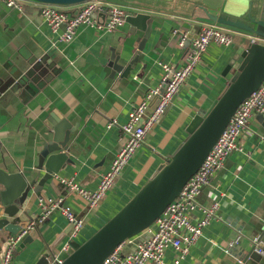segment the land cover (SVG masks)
Listing matches in <instances>:
<instances>
[{"label":"crops","instance_id":"0c3cea01","mask_svg":"<svg viewBox=\"0 0 264 264\" xmlns=\"http://www.w3.org/2000/svg\"><path fill=\"white\" fill-rule=\"evenodd\" d=\"M100 1L124 7L128 15H148L146 31L127 22L109 34L95 27H81L72 42L62 43L37 7L24 4L19 12L0 1V168L9 174L32 173L50 138L44 121L51 113H59L68 121L72 126L66 144L68 162L44 185L40 195L31 199L26 212L30 220L36 219L39 199L62 197L83 222L73 246L86 241L111 219L187 137L185 129L191 118L206 110L227 85L221 72L237 58L234 46L245 49L247 36L252 33L238 31L240 35H235L229 47L208 46L200 64L97 206L89 207L59 179L72 178L86 190L96 188L123 143L118 126L127 122L129 112L148 90L158 85L163 64L180 67L185 62L189 44L181 46L180 36H192L202 25L213 24L208 14L254 29L257 27L251 19L264 20V0ZM78 10V6L63 9L70 16ZM94 19L100 21L97 15ZM113 52L120 56L123 67L133 63L128 77L110 67ZM112 120L118 126L107 128ZM250 128L252 135L238 138L240 150L226 158L222 169L197 197L192 223L202 219L203 210L215 203L217 210L180 264H264V255L252 251L255 237L264 242V119L255 115ZM36 230L42 238H29V246L16 251L12 264H33L61 238L53 248L58 251L70 234L69 225L58 212L38 224ZM146 237L142 232L126 241L123 254L133 251ZM229 243H234L233 247ZM177 256L168 249L163 261L171 264Z\"/></svg>","mask_w":264,"mask_h":264},{"label":"built area","instance_id":"2783aa9c","mask_svg":"<svg viewBox=\"0 0 264 264\" xmlns=\"http://www.w3.org/2000/svg\"><path fill=\"white\" fill-rule=\"evenodd\" d=\"M7 8L22 12L24 4H30L40 10V14L50 31L58 34V41L70 43L81 27L96 28L102 33H112L125 23L127 10L118 5L107 4L100 0H89L77 5L78 12L70 16L63 11L69 6L41 3L34 0H0ZM105 13L106 21L100 25L94 16ZM61 31V33L59 32ZM173 33H176L174 31ZM233 35H240L236 30L217 24L202 25L200 30L189 39V49L185 62L176 67L163 64L162 73L157 86L148 90L144 98L129 112L128 120L121 126L115 120L106 124L107 128L118 126L123 143L107 169L100 175L98 184L93 190L80 187L72 178H60L59 182L70 192L79 195L89 207L97 206L114 186L119 174L140 149L144 138L165 114L173 98L185 84L187 79L200 64L203 54L210 44L229 47L233 44ZM249 44H262L264 39L248 35ZM188 41L187 35L180 36V45ZM255 115L264 119V79L259 87L247 98L242 100L230 117L215 144L211 147L197 171L187 180L181 192L167 205L153 224L145 229L146 239L138 243L135 249L123 254V245H118L100 264H166L163 256L166 250L172 249L178 255L171 264H180L182 258L201 236L210 220L213 219L217 204L208 210H203V218L192 223L190 216L196 209V200L202 189L210 184L211 178L222 169L224 161L233 152L240 150L237 142L242 135L251 136L250 123ZM169 158H167L168 160ZM166 160V161H167ZM165 161V162H166ZM40 214L22 226L16 234L6 235L1 244V264H12L13 255L18 246L36 229L37 225L47 219L52 213H60L70 226L67 241L58 251L48 249L47 264H62L65 258L74 251L72 241L83 227V222L64 204L63 198L56 200H38ZM234 243H229L233 247ZM253 252L264 255V242L257 236L252 241ZM238 263H241L239 260Z\"/></svg>","mask_w":264,"mask_h":264},{"label":"water","instance_id":"95a60500","mask_svg":"<svg viewBox=\"0 0 264 264\" xmlns=\"http://www.w3.org/2000/svg\"><path fill=\"white\" fill-rule=\"evenodd\" d=\"M34 1L71 6L89 0ZM104 17L105 13L97 15L99 24L103 23ZM148 18V15L137 13L127 15L125 22L145 32ZM207 18L214 24L249 32L264 39V20L251 19L250 23L260 29L257 30L240 21L226 20L210 14ZM190 37L186 41L187 45ZM234 49L237 58L221 72V76L228 81L227 85L206 110L191 118L185 129L187 137L172 152L169 159L156 168L146 184L99 230L68 255L62 264H100L118 245L151 226L167 205L178 196L187 180L204 161L237 106L253 93L264 79V45L254 43L245 49L238 46H234ZM119 58L120 56H114L113 52L110 67L115 72H121L122 77H128L133 63L129 62L123 67L119 64ZM44 125L50 132V138L43 145L32 173L9 174L0 168V232L6 235L16 234L24 223L30 221L26 212L28 203L40 195L44 185L68 162L66 144L72 126L59 113H51ZM38 235L40 234L36 229L29 232L31 241L37 239ZM5 236L0 235V249ZM60 239L49 248L53 249ZM29 244L23 241L16 251L22 252ZM48 249L33 264H47Z\"/></svg>","mask_w":264,"mask_h":264},{"label":"rangeland","instance_id":"374dc122","mask_svg":"<svg viewBox=\"0 0 264 264\" xmlns=\"http://www.w3.org/2000/svg\"><path fill=\"white\" fill-rule=\"evenodd\" d=\"M223 27H224V26H223ZM225 28H227V27H225ZM234 37H237V36L233 35V40H234ZM69 227H70V226H69ZM28 240H29V237H25L23 241H24V242H28ZM83 241H85V240H83ZM83 241L76 243V245L80 246V245L83 243ZM78 246H74V250H75ZM14 254H16V251H15ZM13 257H14V255H13Z\"/></svg>","mask_w":264,"mask_h":264},{"label":"bare ground","instance_id":"6f19581e","mask_svg":"<svg viewBox=\"0 0 264 264\" xmlns=\"http://www.w3.org/2000/svg\"><path fill=\"white\" fill-rule=\"evenodd\" d=\"M0 235H3V236H4V235H6V234H4L3 232H0Z\"/></svg>","mask_w":264,"mask_h":264},{"label":"trees","instance_id":"16d2710c","mask_svg":"<svg viewBox=\"0 0 264 264\" xmlns=\"http://www.w3.org/2000/svg\"><path fill=\"white\" fill-rule=\"evenodd\" d=\"M230 29H232V28H230ZM233 30L239 31V30H237V29H233Z\"/></svg>","mask_w":264,"mask_h":264}]
</instances>
